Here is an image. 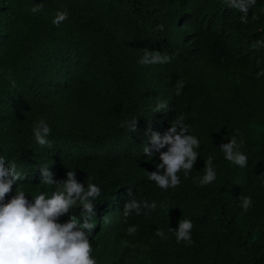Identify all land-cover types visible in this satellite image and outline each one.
<instances>
[{"label":"trees","instance_id":"1","mask_svg":"<svg viewBox=\"0 0 264 264\" xmlns=\"http://www.w3.org/2000/svg\"><path fill=\"white\" fill-rule=\"evenodd\" d=\"M215 1L0 0V157L27 177L6 201L17 187L30 202L55 190L41 183L42 167L56 181L72 171L85 189L90 178L102 195L126 187L154 207L183 203L172 215L134 210L126 217L122 208L105 240L92 231L97 264H264V75L257 78L264 48L252 43L264 32L257 34L252 18L243 23L215 9ZM57 11L68 12L59 26ZM254 12L264 23L261 2ZM146 50L172 59L141 64ZM161 102L168 107L156 112ZM166 109L173 122L184 118L200 146L189 175L181 169L180 184L161 189L148 179L157 168L142 155L144 135L132 137L121 125L134 119L140 126L139 112L158 118ZM41 119L51 129V147L36 142ZM233 136L248 158L245 167L219 148ZM209 157L216 179L200 186ZM154 160L161 162L159 154ZM241 196L252 200L246 212ZM182 219L193 222L191 244L177 243L170 230Z\"/></svg>","mask_w":264,"mask_h":264},{"label":"clouds","instance_id":"2","mask_svg":"<svg viewBox=\"0 0 264 264\" xmlns=\"http://www.w3.org/2000/svg\"><path fill=\"white\" fill-rule=\"evenodd\" d=\"M259 2L264 8V0H216L214 8L238 18L243 23L252 18L254 30L259 34L264 32V23L258 21L254 12L255 5ZM41 8L42 4L34 7L32 11L38 12ZM67 18V11H57L53 24L59 26ZM218 25L226 26V32L230 33L231 28L226 22L219 20ZM159 27L163 30V25ZM252 43L255 49L264 48V38L252 36ZM171 59L170 55L146 50L140 63L164 64L169 63ZM262 75L264 70L257 73V78ZM12 87H15L14 81ZM182 88L183 82L178 81L177 96L180 95ZM167 107L165 102L158 103L156 112ZM139 115L144 120L142 125L136 126V120L132 119L121 126L126 123L132 137L144 135L142 155L148 159V166L157 168V171L148 173V179L154 181L161 189L177 187L180 184L177 173L183 169L187 177L192 171L198 157L194 149L199 148L200 141L195 136L187 134L189 126L184 123L182 116L173 122L174 116L168 110L166 115L158 118L141 112ZM50 132L48 124L41 119L34 128L36 142L41 146L51 147L47 139ZM91 145L94 146L95 143L92 142ZM167 146L168 150L165 151ZM240 147L233 136L230 142L222 143L219 148L227 161L245 167L248 158L239 151ZM157 154L161 161L159 164L154 160ZM41 175V183L55 186V190L50 189L47 193L35 195L34 202H30L25 191L17 187L15 195L6 201V197L13 191V186L27 177L17 171L14 161L9 165L6 164L4 157H0V264H97L90 241L92 231L98 229L100 236L105 240L113 215L122 211V208L128 217L134 210L140 216L148 214L153 216L158 211H166L168 215H172L183 206L177 199H172L170 204L163 208L154 207V204L147 205L134 189L129 190L126 187L102 195L100 186L91 183L90 178L85 189L84 183L77 182L83 178L80 176L76 178V173L72 171L67 172V179L64 181L54 180L47 167H42ZM215 179L212 158L209 157L206 160L205 175L199 179V185L211 184ZM239 199L242 209L246 212L252 206L251 198L241 196ZM81 217H84L83 223L78 219ZM94 217L96 220L93 223ZM192 228L191 220L182 219L178 230H170L176 236L177 243L191 244ZM136 230L135 226L127 229L129 234L135 233ZM156 235L164 238L162 230H157Z\"/></svg>","mask_w":264,"mask_h":264}]
</instances>
